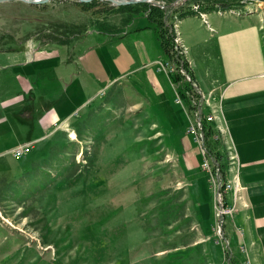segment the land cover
<instances>
[{
    "label": "rangeland",
    "instance_id": "rangeland-1",
    "mask_svg": "<svg viewBox=\"0 0 264 264\" xmlns=\"http://www.w3.org/2000/svg\"><path fill=\"white\" fill-rule=\"evenodd\" d=\"M157 1L165 6L156 7L164 13L155 18L168 34L164 40L170 38L169 52L173 35L182 42L176 23L187 16L180 14L256 13L264 18V2L258 0H240L226 10L207 0L175 5L176 0ZM124 6L128 5L73 0H49L42 5L0 2V52L53 44L45 39L50 33L60 34L55 29L61 24L83 26L85 36L98 32L99 24L121 34L134 21L140 28L154 25L159 35L157 20L150 22L143 12L118 10ZM159 41L162 56L156 62H165L168 55L160 36ZM5 64V58H0V68ZM185 70L190 75L187 66ZM180 78L181 87L175 77L172 81L167 77L165 101L159 88H144L131 78V83L124 80L101 89L56 131L32 133L25 123V143L18 145L27 144V153L19 159L0 155L6 171L27 166L17 181L0 185V264H213L212 252L216 264H250L246 247L235 250L226 238L225 226L234 214L238 194L233 188L222 194L220 203L215 201V188L201 161L199 168L211 194L207 219L200 218L193 204L187 173L175 151L180 141L177 131L182 120L188 121L181 107L173 105L172 85L180 87L178 92L192 94L194 87ZM208 126L218 128L213 121ZM210 133L208 149L231 186L236 157L226 150L229 143L212 141ZM5 176L3 171L1 177ZM237 255H243L242 263Z\"/></svg>",
    "mask_w": 264,
    "mask_h": 264
},
{
    "label": "crops",
    "instance_id": "crops-1",
    "mask_svg": "<svg viewBox=\"0 0 264 264\" xmlns=\"http://www.w3.org/2000/svg\"><path fill=\"white\" fill-rule=\"evenodd\" d=\"M220 15H190L176 24L187 49L186 66L194 89L201 91L203 101H211V96L214 100L222 97L223 116L237 152L230 143L226 150L236 161L238 154L241 165L238 185L237 173L230 172L229 164L228 186L238 197L234 214L225 226L227 242L235 250L244 245L250 264H264V18L256 13ZM130 23L132 26L121 34L109 28L93 31L68 45H33L0 52V58L6 60L0 68V155L25 143V123L32 133L56 131L110 84L124 80L131 83L134 78L144 88H159V97L165 101L164 83L169 81L155 65L162 56L158 31L152 24L140 28L136 22ZM172 77L178 78L180 87L183 85L179 76L168 78ZM180 87L172 85L173 105L181 107L185 117L188 100L185 90L178 92ZM176 94L184 101L182 105L177 103ZM207 107L208 121L219 126L218 109ZM187 124L186 119L185 123L182 120L175 151L187 173L193 204L200 218L207 219L211 194L207 177L199 168L201 158L196 145L186 135ZM24 167L19 164L13 172L0 165V185L17 181ZM3 171L7 174L4 178ZM215 255L212 252L213 264ZM239 257L242 263L243 255Z\"/></svg>",
    "mask_w": 264,
    "mask_h": 264
},
{
    "label": "built area",
    "instance_id": "built-area-1",
    "mask_svg": "<svg viewBox=\"0 0 264 264\" xmlns=\"http://www.w3.org/2000/svg\"><path fill=\"white\" fill-rule=\"evenodd\" d=\"M175 36H172L171 50L169 52L168 60L163 62H156L158 72L164 73L167 77L171 75H177L183 77L185 82L190 83L192 88V79L190 75L186 72L182 62L183 56H186L187 49L181 42V48H174ZM193 89V88H192ZM194 94L190 91L185 90L184 95L188 100V106L185 107V114L187 117V127L186 135L191 137L193 143L196 145V148L201 156V168L205 171L210 177L212 182V189L215 188V201L219 203L222 201V194L230 192L228 188V182L224 179L221 173V167L218 162H216L214 154L208 149L207 145V134L210 133L209 138L214 142L220 141L221 143H230L233 148L235 144L233 143L229 131L226 127V122L223 116V107H222V97L218 100H214L211 96V101H203L201 98V91H196L193 89ZM176 101L179 104H183L181 96L176 94ZM206 106H217L219 112V126L218 128H211L208 126V116L206 115ZM28 151V145H17L9 151L10 156L13 159H19L23 157ZM237 152V150H236ZM212 155V157H211ZM240 162L237 154L236 161V173L238 185H240ZM227 174V169H226ZM242 189V187L240 186ZM220 213H229V211ZM217 233H220V228L217 229Z\"/></svg>",
    "mask_w": 264,
    "mask_h": 264
},
{
    "label": "trees",
    "instance_id": "trees-1",
    "mask_svg": "<svg viewBox=\"0 0 264 264\" xmlns=\"http://www.w3.org/2000/svg\"><path fill=\"white\" fill-rule=\"evenodd\" d=\"M195 1V0H194ZM207 3H212V5H219L221 8H226L230 5L237 4L240 0H207ZM264 2V0H258ZM90 5V4H89ZM91 4L90 6H92ZM119 11L129 12L133 14H137L139 12H143L147 14V19L150 22L156 23L155 20H157V17H161L164 13L163 10H160L156 7L149 6L147 4H136V5H128L124 7H120L118 9ZM192 14H180L181 17L190 16ZM156 17V18H155ZM163 27V22H161L159 19L157 20V27L159 29V36L162 40V46L166 52V54H169V45H170V38L168 37V40H164L166 36H168L167 32L164 33V31L161 30ZM109 28V27H108ZM98 29L100 31H103L104 29H107V27L104 24H99ZM55 31L60 32V34H56V32L50 33L47 35V38L45 39V42L53 43L57 45H68L73 39L80 38L83 35L84 27L79 25H73V24H61L57 25ZM184 68L186 66V61L184 60L182 62ZM177 77L175 80L177 81Z\"/></svg>",
    "mask_w": 264,
    "mask_h": 264
},
{
    "label": "water",
    "instance_id": "water-1",
    "mask_svg": "<svg viewBox=\"0 0 264 264\" xmlns=\"http://www.w3.org/2000/svg\"><path fill=\"white\" fill-rule=\"evenodd\" d=\"M6 0H0V2H5ZM14 1H21L27 4H33V5H42L47 3L49 0H14ZM78 3H88L91 1H101V2H108L110 5H129V4H148L150 6L158 7L161 9H164L165 6L160 4L157 0H73ZM178 1H190V0H176L172 5H175Z\"/></svg>",
    "mask_w": 264,
    "mask_h": 264
},
{
    "label": "bare ground",
    "instance_id": "bare-ground-1",
    "mask_svg": "<svg viewBox=\"0 0 264 264\" xmlns=\"http://www.w3.org/2000/svg\"><path fill=\"white\" fill-rule=\"evenodd\" d=\"M231 13V12H230ZM201 16L203 17L204 14H201ZM175 36V40H174V48H181V45H180V41H179V38L177 37V35H173ZM184 61V59H183ZM203 97V96H202Z\"/></svg>",
    "mask_w": 264,
    "mask_h": 264
}]
</instances>
